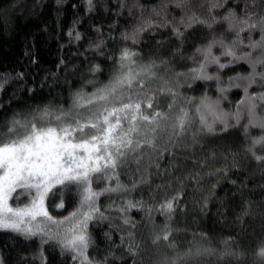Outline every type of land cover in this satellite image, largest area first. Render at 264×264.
I'll list each match as a JSON object with an SVG mask.
<instances>
[{
  "label": "trees",
  "instance_id": "16d2710c",
  "mask_svg": "<svg viewBox=\"0 0 264 264\" xmlns=\"http://www.w3.org/2000/svg\"><path fill=\"white\" fill-rule=\"evenodd\" d=\"M230 14L258 22L264 0H0V133L13 120L33 117L38 127L50 122L59 128L55 116L62 112L79 113L83 122L90 113L99 114L101 106L120 107L121 102H139L144 115L155 110L167 117L154 133L155 125L138 121L141 131L131 139L133 148L137 141L141 147L122 148L126 163L111 179L93 178L92 190L103 194L94 201L98 218L84 229L92 264H171L205 249L211 251L187 264H264L259 255L264 160L255 158L264 156V147L253 146L264 137V128L257 126L264 119V100L254 101L255 120L248 108V97L264 94V64L253 68L261 52L246 47L261 33L240 31L243 43L234 44L235 22L224 19ZM193 15L206 23L188 26ZM228 49L237 57L251 52V60L226 55ZM125 50L135 54L130 61H121ZM201 65L212 79L196 78L202 74L193 70ZM129 71L131 86L118 87L108 102L77 107L78 96L84 103ZM45 110L52 115L42 121ZM183 113L186 127L180 132ZM122 125L126 131L127 121L122 119ZM20 192L13 193L9 206L30 203L27 195L16 200ZM82 194L75 186L49 193L45 207L63 223L40 226L63 237L82 219L65 220L80 207ZM61 201L64 207H54ZM168 201L171 213L162 207ZM166 233L167 241L153 243ZM75 255L47 236L0 230V264H80Z\"/></svg>",
  "mask_w": 264,
  "mask_h": 264
},
{
  "label": "snow or ice",
  "instance_id": "6c2138e0",
  "mask_svg": "<svg viewBox=\"0 0 264 264\" xmlns=\"http://www.w3.org/2000/svg\"><path fill=\"white\" fill-rule=\"evenodd\" d=\"M91 3V0H89ZM230 23L235 22L237 31V41L234 44H242L239 40V32L245 29L251 31L259 30L261 38L259 41L250 42L246 47L250 49H259L261 55L253 62L255 64H264V17L258 22L249 23L248 19H238L234 14L224 17ZM193 22L206 23L194 15L189 18V25ZM211 27V25H208ZM178 35L182 33L177 32ZM79 37H77L78 39ZM223 46V45H222ZM226 55L233 56L235 59L251 60L252 53L237 57L232 49H228ZM135 55L125 50L121 55V61L131 60ZM212 62L218 63L214 59ZM221 68L226 65H219ZM121 69L125 67L123 63ZM205 66L201 65L199 69H194L193 72H200L202 75L196 78L212 79L213 77L203 75ZM264 76V74H260ZM132 74L129 71L126 74L114 78L113 83L105 89L94 93L92 98L87 99L84 103L82 96L77 97V107H86L93 105L95 101H109V97H113L118 87L125 84L131 86ZM254 79V76L252 77ZM2 87V85H0ZM171 92V90H168ZM246 91V89H245ZM256 99L264 100V94L259 97H248L249 115L255 120ZM115 100H120L115 97ZM203 103V102H202ZM242 103H244L242 101ZM148 108H153L151 99L147 102ZM172 105H169L171 108ZM207 107H211L207 105ZM199 111V109H197ZM51 112L45 110L40 119L44 121L51 116ZM79 113L73 116L71 113H61L55 116L56 121H61L59 128L50 126L38 127L32 120L20 121L13 120L9 123L6 132L0 133V230L12 231L22 234L26 237L41 235L47 236L49 240L57 243L62 249L74 252V259H79L80 264H92V261L87 257L86 250L89 247V237L85 233V228L88 221L97 219L99 208L95 206V199L103 193L94 192L91 188L93 178L111 179L115 174L116 169L123 167L126 163V153L122 148H128L135 151V148H140L139 141L135 143L133 148V133L139 134L141 131L138 121L146 122L150 125H155L150 129L155 132L159 127V120L167 119L161 113L153 110L151 116L144 115L141 111V103H122L120 107H104L101 106L99 114L92 112L87 117L78 119ZM187 113H183L178 118L177 127L180 132H183L186 127L185 117ZM70 118L73 122L64 124L62 121ZM114 118V123H113ZM122 119L127 121L128 128L123 130ZM201 123L204 124V118L201 117ZM239 119V116H237ZM264 128V119L260 120L257 125ZM208 131H213L210 125H206ZM227 127V125H225ZM119 130V131H118ZM151 145V141H146ZM260 144L264 147V137L253 141V146ZM251 151V149H250ZM257 160H264V156L255 157ZM59 186V187H58ZM75 186L83 190L80 207L77 211L66 217L65 220L82 217L77 221L76 226L69 228L66 234L61 237L59 233L49 235L44 228L40 226L42 223L52 222L55 225H60L63 221L55 220L45 207V200L49 193L53 196L57 191ZM20 189L17 193L16 200H19L20 195L31 197L30 203L24 207L13 208L9 206L8 201L13 198V193ZM34 190V191H33ZM56 190V191H54ZM116 188H106L104 191H117ZM175 199V198H173ZM131 203L128 207H134ZM54 207H64L63 202L54 205ZM85 207L87 210H84ZM162 207L166 208L169 213L174 210L173 202L168 201ZM124 211V209H121ZM40 218L39 223H35ZM99 218H103L100 214ZM125 224L131 223L129 220H124ZM135 227V224H132ZM170 233L163 236H157L153 243L163 239L167 241ZM131 252V247L129 248ZM211 250L205 249L203 252L197 250L195 253L188 252L182 257L173 260L171 264H187V261L193 256L207 254ZM231 255V253H229ZM259 255L264 257V247L259 251Z\"/></svg>",
  "mask_w": 264,
  "mask_h": 264
}]
</instances>
